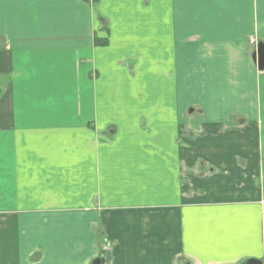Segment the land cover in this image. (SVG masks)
<instances>
[{
	"label": "crops",
	"instance_id": "crops-1",
	"mask_svg": "<svg viewBox=\"0 0 264 264\" xmlns=\"http://www.w3.org/2000/svg\"><path fill=\"white\" fill-rule=\"evenodd\" d=\"M260 42L264 0H0V264L264 262Z\"/></svg>",
	"mask_w": 264,
	"mask_h": 264
},
{
	"label": "water",
	"instance_id": "water-1",
	"mask_svg": "<svg viewBox=\"0 0 264 264\" xmlns=\"http://www.w3.org/2000/svg\"><path fill=\"white\" fill-rule=\"evenodd\" d=\"M253 62L257 66L260 72H264V44L258 43L255 53L253 54ZM94 264H101V261H96ZM241 264H264V262L260 260H246L243 261Z\"/></svg>",
	"mask_w": 264,
	"mask_h": 264
},
{
	"label": "rangeland",
	"instance_id": "rangeland-1",
	"mask_svg": "<svg viewBox=\"0 0 264 264\" xmlns=\"http://www.w3.org/2000/svg\"><path fill=\"white\" fill-rule=\"evenodd\" d=\"M256 48H257V46H256ZM183 263V262H182ZM192 264V263H191Z\"/></svg>",
	"mask_w": 264,
	"mask_h": 264
},
{
	"label": "flooded vegetation",
	"instance_id": "flooded-vegetation-1",
	"mask_svg": "<svg viewBox=\"0 0 264 264\" xmlns=\"http://www.w3.org/2000/svg\"><path fill=\"white\" fill-rule=\"evenodd\" d=\"M98 261H101V260H98Z\"/></svg>",
	"mask_w": 264,
	"mask_h": 264
}]
</instances>
